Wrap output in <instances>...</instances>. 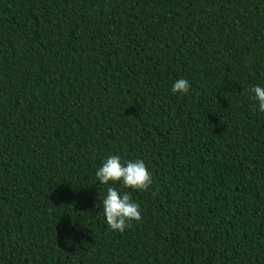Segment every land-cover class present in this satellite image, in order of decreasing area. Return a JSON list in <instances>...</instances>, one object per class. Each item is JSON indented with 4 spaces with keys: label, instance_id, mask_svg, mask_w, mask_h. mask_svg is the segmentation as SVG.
Instances as JSON below:
<instances>
[{
    "label": "trees",
    "instance_id": "trees-1",
    "mask_svg": "<svg viewBox=\"0 0 264 264\" xmlns=\"http://www.w3.org/2000/svg\"><path fill=\"white\" fill-rule=\"evenodd\" d=\"M253 86L264 0H0V264H264ZM110 155L152 173L108 185L140 206L122 233Z\"/></svg>",
    "mask_w": 264,
    "mask_h": 264
},
{
    "label": "clouds",
    "instance_id": "clouds-1",
    "mask_svg": "<svg viewBox=\"0 0 264 264\" xmlns=\"http://www.w3.org/2000/svg\"><path fill=\"white\" fill-rule=\"evenodd\" d=\"M189 81L180 78L173 83L171 92L173 94L186 95L189 91ZM253 101L260 113H264V87L253 86L250 89ZM95 178L101 185L106 187V196L102 199L101 207L106 220L107 227L114 232H124L131 228L133 223L141 221L140 206L132 201L129 192L121 193L113 186L117 183L123 188L132 191H147L152 184V173L148 171L143 161H128L122 164L119 155H110L96 170Z\"/></svg>",
    "mask_w": 264,
    "mask_h": 264
}]
</instances>
